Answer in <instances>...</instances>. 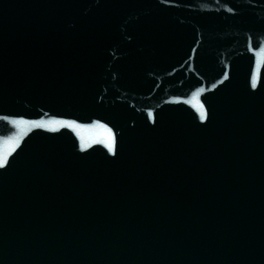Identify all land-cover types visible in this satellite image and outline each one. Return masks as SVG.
<instances>
[{
  "label": "water",
  "instance_id": "obj_1",
  "mask_svg": "<svg viewBox=\"0 0 264 264\" xmlns=\"http://www.w3.org/2000/svg\"><path fill=\"white\" fill-rule=\"evenodd\" d=\"M0 264H264V0H0Z\"/></svg>",
  "mask_w": 264,
  "mask_h": 264
}]
</instances>
